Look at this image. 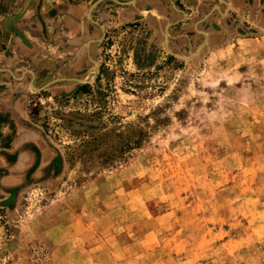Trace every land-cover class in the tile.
<instances>
[{"label":"rangeland","instance_id":"obj_1","mask_svg":"<svg viewBox=\"0 0 264 264\" xmlns=\"http://www.w3.org/2000/svg\"><path fill=\"white\" fill-rule=\"evenodd\" d=\"M0 264H264V0H0Z\"/></svg>","mask_w":264,"mask_h":264}]
</instances>
